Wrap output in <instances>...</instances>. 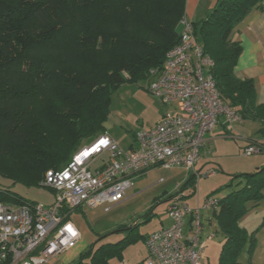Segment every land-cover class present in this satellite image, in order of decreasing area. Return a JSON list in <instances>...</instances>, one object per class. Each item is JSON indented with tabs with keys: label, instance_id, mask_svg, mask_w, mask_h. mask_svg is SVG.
<instances>
[{
	"label": "trees",
	"instance_id": "trees-1",
	"mask_svg": "<svg viewBox=\"0 0 264 264\" xmlns=\"http://www.w3.org/2000/svg\"><path fill=\"white\" fill-rule=\"evenodd\" d=\"M260 1L216 0L205 18L191 24L213 61L210 73L218 92L243 120L257 123V139L248 142L263 149L264 102L257 103L252 79L235 76L241 47L231 39L235 23ZM185 3L0 0V175L44 187L39 182L47 170L62 168L85 140L105 133L111 93L125 82L147 80L149 70L160 67L179 43ZM194 177L189 175L170 200H183L182 190L195 187ZM234 177L243 178V185L218 198L211 210L223 235L217 264H240L243 248L251 251L254 237L239 220L247 202L264 198V166ZM0 197L14 205L36 202L1 184ZM133 229L115 242L98 238L71 264L122 261L123 249L137 238Z\"/></svg>",
	"mask_w": 264,
	"mask_h": 264
},
{
	"label": "built area",
	"instance_id": "built-area-1",
	"mask_svg": "<svg viewBox=\"0 0 264 264\" xmlns=\"http://www.w3.org/2000/svg\"><path fill=\"white\" fill-rule=\"evenodd\" d=\"M180 25L179 43L147 76L148 91L165 106L160 119L139 129L128 149L101 133L62 168L47 170L42 185L52 194L48 204L14 205L0 197V264H46L72 249L80 239L72 212L98 206L108 211L128 198L134 178L149 169L182 168L198 178L201 147L216 137L230 136L243 122L218 92L210 73L213 61L196 39L191 22L183 17ZM260 150L248 143L242 153ZM213 173L207 169L203 175ZM217 202L216 195L207 196L201 207L171 201L168 223L145 236L147 256L142 264H202L204 245L212 234L202 235L201 211L215 209Z\"/></svg>",
	"mask_w": 264,
	"mask_h": 264
},
{
	"label": "rangeland",
	"instance_id": "rangeland-1",
	"mask_svg": "<svg viewBox=\"0 0 264 264\" xmlns=\"http://www.w3.org/2000/svg\"><path fill=\"white\" fill-rule=\"evenodd\" d=\"M215 2L216 0H201L195 8V19L192 21L190 18L186 19L198 23L211 11ZM192 5L194 7L195 2H192ZM178 30H181V25L178 26ZM164 109L165 106L148 91L147 80L125 82L111 93L107 118L103 123L104 131L119 146L128 149L135 143L134 134L139 129L151 127ZM211 141L200 149L201 164H205V167L200 169L201 175L198 178L194 177L195 187L187 185L182 190L185 196L183 201L192 207L196 205L201 207L204 199L209 195L222 198L243 185V178L234 176L252 173L256 168L264 166V148L256 153L243 155L242 149L249 140L244 141L227 136ZM89 142L90 140H85L81 146ZM207 169H214V173L210 176L203 175ZM191 174L182 168H152L136 176L132 188L127 193L128 198L111 206L108 211H104V206L74 210L71 220L79 230L80 239L72 249L49 260L46 264H71L98 238L106 235L102 242H115L125 236L130 231V227L134 228L133 234L137 236L136 240L123 249L122 261L112 259L110 263H139L147 256L140 236L153 232L160 226L161 221L166 219V209L171 202L169 196L179 195V190L183 188V184ZM160 179L163 181L160 182ZM0 184L9 186L11 191L27 200L45 204L52 200L51 192L44 187H28L20 180L13 181L1 175ZM41 184L42 181L39 182V185ZM211 220V227L213 231L216 229V232L214 231L213 239L204 245L202 264H217L223 243L216 219L213 217ZM205 231L212 230L206 227ZM74 252L76 255L72 256Z\"/></svg>",
	"mask_w": 264,
	"mask_h": 264
},
{
	"label": "crops",
	"instance_id": "crops-1",
	"mask_svg": "<svg viewBox=\"0 0 264 264\" xmlns=\"http://www.w3.org/2000/svg\"><path fill=\"white\" fill-rule=\"evenodd\" d=\"M200 1L201 0H186L185 14H184L185 19L190 18L191 21L195 19V15H196L195 8L196 6L199 5ZM192 2H195L194 7L192 5ZM231 39L232 41L237 42L241 47V51L237 57L234 66V74L239 79H247V78L252 79L254 81L256 101L257 103H263L264 102V0L254 5L241 20L235 23L231 31ZM162 114L163 112L157 118L156 122L160 119ZM257 127L258 125L256 122L243 120L241 124H237L232 128L230 132L231 135L229 137H233L244 141L257 139V136L255 134ZM217 138H221V137H216L214 139ZM200 164H201V160L198 162L196 166L197 169L198 170L200 169L202 170V168L204 169L205 164H201V165ZM206 168H208V166ZM246 206L248 208V211L239 220V225L243 227L249 234L252 233L255 242L251 251L250 250L248 251L247 246L243 248V250L239 255V263L264 264V198L261 199L256 204L253 202H247ZM207 211L208 210H203V214H201V222L203 225L202 235L207 236L212 234V237L210 239L212 240L215 234L214 231L216 232V229L213 231V228L211 227V221H212L211 219L213 217L210 214L211 211L208 212ZM207 213H209V215ZM205 217L206 219L204 220ZM167 223H168V218L166 217V219L161 221L160 226H158L155 230L161 228ZM206 227L211 228L212 231H205ZM219 234L222 236L221 238L223 240V235L221 234L220 231ZM74 255H76V252H74L72 256Z\"/></svg>",
	"mask_w": 264,
	"mask_h": 264
}]
</instances>
